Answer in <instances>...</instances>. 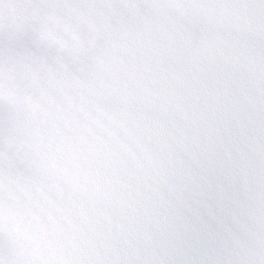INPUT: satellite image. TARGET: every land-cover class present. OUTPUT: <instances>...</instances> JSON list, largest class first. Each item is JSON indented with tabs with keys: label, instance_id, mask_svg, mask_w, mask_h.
Listing matches in <instances>:
<instances>
[{
	"label": "snow or ice",
	"instance_id": "6c2138e0",
	"mask_svg": "<svg viewBox=\"0 0 264 264\" xmlns=\"http://www.w3.org/2000/svg\"><path fill=\"white\" fill-rule=\"evenodd\" d=\"M0 264H264V0H0Z\"/></svg>",
	"mask_w": 264,
	"mask_h": 264
}]
</instances>
